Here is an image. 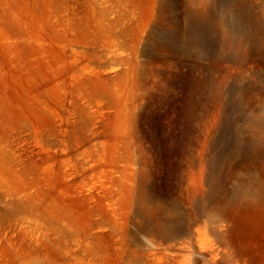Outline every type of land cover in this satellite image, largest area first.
Listing matches in <instances>:
<instances>
[{"label":"rangeland","instance_id":"374dc122","mask_svg":"<svg viewBox=\"0 0 264 264\" xmlns=\"http://www.w3.org/2000/svg\"><path fill=\"white\" fill-rule=\"evenodd\" d=\"M0 264H264V0H0Z\"/></svg>","mask_w":264,"mask_h":264},{"label":"bare ground","instance_id":"6f19581e","mask_svg":"<svg viewBox=\"0 0 264 264\" xmlns=\"http://www.w3.org/2000/svg\"><path fill=\"white\" fill-rule=\"evenodd\" d=\"M234 26H235L236 29H241V28L244 29V26L242 24H240L238 21H235L234 22ZM199 232H200V234H203V231L202 230H200ZM215 252L216 251H214L212 249L208 250L207 254L206 255H203L202 260L205 261V260H207L206 258H212V257L214 258V256L216 255Z\"/></svg>","mask_w":264,"mask_h":264}]
</instances>
